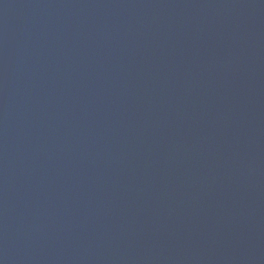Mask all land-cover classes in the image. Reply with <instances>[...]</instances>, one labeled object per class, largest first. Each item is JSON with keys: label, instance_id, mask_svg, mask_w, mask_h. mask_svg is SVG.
I'll return each instance as SVG.
<instances>
[{"label": "water", "instance_id": "95a60500", "mask_svg": "<svg viewBox=\"0 0 264 264\" xmlns=\"http://www.w3.org/2000/svg\"><path fill=\"white\" fill-rule=\"evenodd\" d=\"M0 264H264V0H0Z\"/></svg>", "mask_w": 264, "mask_h": 264}]
</instances>
